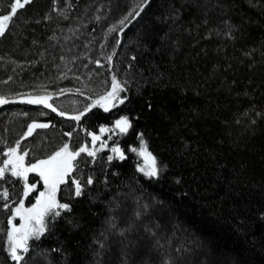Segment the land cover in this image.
<instances>
[{"label":"trees","instance_id":"1","mask_svg":"<svg viewBox=\"0 0 264 264\" xmlns=\"http://www.w3.org/2000/svg\"><path fill=\"white\" fill-rule=\"evenodd\" d=\"M11 2L0 0V15ZM139 3L32 0L0 37V95L13 101L0 105V165L18 140L40 159L65 143L79 148L121 116L133 124L78 164L75 177L94 180L83 196L61 185L57 198L72 211L29 240L21 264H264V0H150L119 31ZM113 75L125 103L84 112ZM45 91L57 112L21 102ZM34 121L49 127L21 139ZM140 133L162 169L156 178L130 151ZM115 143L126 159L109 162ZM22 185L10 173L0 180L10 204L0 198V264H16L5 240Z\"/></svg>","mask_w":264,"mask_h":264},{"label":"snow or ice","instance_id":"2","mask_svg":"<svg viewBox=\"0 0 264 264\" xmlns=\"http://www.w3.org/2000/svg\"><path fill=\"white\" fill-rule=\"evenodd\" d=\"M55 2V0H54ZM150 0H140L136 9L130 12L128 16L120 20L118 23L121 26L119 31L123 32L124 28L127 27L125 21H128L129 16L132 19H136L141 15L144 8L149 4ZM32 3V0H12L10 4V10L8 14L0 15V37L5 36L7 30L9 29L10 22L16 17L18 10L24 9L26 5ZM130 22V21H129ZM235 26H233L234 28ZM109 31H117V26H113ZM227 36L234 38V32L230 29ZM251 55V53H247ZM109 61L111 56L108 57ZM135 59V57H133ZM99 64V61H96ZM11 79V77L9 78ZM65 90H60L56 95H63ZM80 92L79 89H76ZM126 88L124 84L121 83L115 75L112 76L111 88L106 91L102 96L95 100L91 105L87 106L84 112L89 111L90 108L99 105L104 111H109L110 108L116 107L118 104H123L128 99L127 96L123 98L120 93L125 92ZM83 95V93H80ZM53 94L45 91L44 94L33 95L25 94L21 98V102L35 105H43L46 108L51 109L53 112H57V108L54 107L50 100H52ZM10 101L5 96L0 95V105L8 104ZM146 107L150 111L153 108L151 101L146 102ZM84 112H80L77 115L71 116L70 118L76 121L81 119ZM64 116V112L58 113ZM257 115H260L257 113ZM255 123V121H253ZM49 127L46 123L33 122L28 125L27 131L21 137V139L27 138L33 134V132L38 128ZM133 127L132 120L128 116H121L117 119L111 128L101 126L99 129L100 135L96 133L89 132L88 135L91 136V147L87 144L81 145L77 150L73 151L68 143L63 144L62 147L52 152L51 155L44 159H37L35 163H25V158L29 155L28 151L21 152L20 141L16 142L14 147H9L7 151L3 154L7 159L3 160L2 165H0V180L6 179V174L10 173L12 177L19 178L23 181V193L22 198L16 203V206L11 209V216L8 219V224L10 228L7 231V250L10 257L16 264H21L25 259L26 253L29 252V240L30 239H40L47 231L50 230L53 222L56 218L60 217L62 213L72 211V205L70 203H61L57 199V192L60 190L61 185L68 184L71 181L72 190L74 198H78L84 195V189L86 186L92 185L94 183L93 177H87L86 181L82 183L81 179H77L73 176V173L78 168L77 158L81 154H86L87 157L95 158L97 154L108 147L107 140L102 139L104 133H112V135L126 134ZM69 137L71 133H67ZM109 136L108 139H111ZM140 147L131 148L130 151L137 153L143 158V164L138 166V171L150 178H156L160 175L162 169L158 165L157 157L153 155L148 149L147 141L144 139V134H139ZM99 142V146H97ZM110 152L113 155H109L107 160L111 162L114 158H118L123 161L126 159L124 150L115 143ZM36 173L39 175L44 184V191H41L36 197V202L32 204L31 207H25L24 199L27 198L30 193L36 189V184L28 183V174ZM179 182V181H177ZM0 198L6 201L3 204L4 209H9L10 204L7 202L9 200V191L7 188H3L0 191ZM264 215V214H262ZM19 217L20 224L17 226L13 221ZM50 218V220H46ZM73 228H78L79 225L73 221L68 222ZM102 247V245H101ZM53 251H60L59 249H53Z\"/></svg>","mask_w":264,"mask_h":264},{"label":"rangeland","instance_id":"3","mask_svg":"<svg viewBox=\"0 0 264 264\" xmlns=\"http://www.w3.org/2000/svg\"><path fill=\"white\" fill-rule=\"evenodd\" d=\"M37 123H40V122H37ZM31 124V123H30ZM114 124V123H113ZM113 124L111 125V126H105V127H109V128H111L112 126H113ZM97 135H100V132H98V133H96ZM111 133H104L103 135H102V139L103 140H107V136H109ZM88 142H86L85 144H87V145H89L90 147H91V136H88ZM107 144H108V141H107ZM84 145V144H83ZM22 147H23V145H21ZM20 146V147H21ZM70 146V145H69ZM97 146H99V142H97ZM72 149V148H71ZM78 149V148H77ZM77 149H72L73 151H75V150H77ZM21 150V149H20ZM23 150H25V149H23ZM23 150H21V151H23ZM26 151V150H25ZM137 154V153H136ZM35 154H29L26 158H25V163L26 164H28V163H35V161L37 160L36 158H35ZM137 156H139L138 154H137ZM140 157V156H139ZM44 158H46V157H44ZM44 158H40V159H44ZM87 158V156H86V154H81V156L80 157H78L77 158V163L79 164V163H81V162H84L85 161V159ZM5 159H7V157H5ZM4 159V160H5ZM140 160H141V164H143V158L142 157H140ZM141 164H139V165H141ZM80 174L82 175L83 173L81 172V170L79 169V168H77V170L73 173V175L74 176H80ZM33 176H38L39 177V175L38 174H36V173H29L28 174V183L29 184H36V189L32 192V193H30V195L28 196V197H32V195H33V197L31 198V200H30V202H26V198L24 199V204H25V207L27 208V207H31L32 206V204H34L35 202H36V197L39 195V193L41 192V191H44L45 189H44V184H43V181L41 180V178H40V180H41V186L40 187H38V184L35 182V179H33ZM22 181V180H21ZM22 183H23V181H22ZM23 186V185H22ZM63 186V189H62V191H63V193H65V192H68L69 190H70V187H68L67 186V184H65V185H62ZM61 187V186H60ZM23 188V187H22ZM60 191V190H59ZM58 191V192H59ZM19 192V193H18ZM18 192H17V197L18 198H22V193H23V190H22V193H21V196L19 195L20 194V189L18 190ZM58 192H57V194H58ZM27 197V198H28ZM19 199V200H20ZM58 199V198H57ZM18 200V201H19ZM17 201V202H18ZM16 202V203H17ZM16 206V205H15ZM14 206V207H15ZM13 207V208H14ZM11 216V215H10ZM9 216V217H10ZM9 219V218H8ZM13 223H15L17 226H19V224H20V220H19V217H17L14 221H13ZM7 225H8V229L10 228V225L8 224V220H7ZM8 229H7V231H8ZM132 229V228H131ZM5 245H6V251H7V253L9 254V252H8V250H7V235H6V240H5ZM9 256H10V254H9ZM11 258V257H10Z\"/></svg>","mask_w":264,"mask_h":264}]
</instances>
